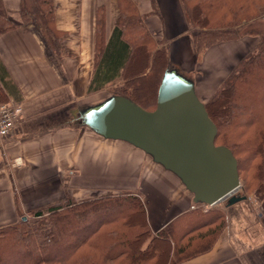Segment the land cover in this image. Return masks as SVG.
Wrapping results in <instances>:
<instances>
[{"label": "crops", "instance_id": "1", "mask_svg": "<svg viewBox=\"0 0 264 264\" xmlns=\"http://www.w3.org/2000/svg\"><path fill=\"white\" fill-rule=\"evenodd\" d=\"M13 17L21 0H1ZM145 28L166 46L168 71L193 82L205 104L229 71L254 46V37L218 43L197 57L179 0H132ZM155 4V10L153 7ZM57 39L48 44L33 25L0 34L1 104L19 106L14 129L0 142V228L20 215L68 196L137 192L152 233L194 209L179 180L140 150L79 126V112L100 103L123 82V70L88 93L95 69L96 19L106 45L120 18L116 0H53ZM109 93V92H108ZM105 100V99H104ZM100 101V102H99ZM103 101V100H102ZM225 226L206 253L181 264H264V209L223 208Z\"/></svg>", "mask_w": 264, "mask_h": 264}, {"label": "trees", "instance_id": "2", "mask_svg": "<svg viewBox=\"0 0 264 264\" xmlns=\"http://www.w3.org/2000/svg\"><path fill=\"white\" fill-rule=\"evenodd\" d=\"M116 1L120 18L106 45L103 15L98 12L95 69L88 93L100 90L102 82L123 70V82L109 95L126 97L150 111L140 99L153 94L148 100L154 109L157 88L169 72L167 48L158 47L132 0ZM179 2L197 57L212 45L239 38L242 25L264 20V0ZM153 7L155 10L154 3ZM16 17L6 12L0 0V34L31 24L48 44L59 36L53 24V0H21ZM204 107L216 126L215 144L230 149L237 170L238 147L258 168L255 194L264 209V35L229 71ZM223 126L234 130L233 135L242 140L217 143ZM224 226L223 212L194 208L152 233L137 192L79 202L66 196L28 216L20 215L14 225L0 228V264H181L209 251Z\"/></svg>", "mask_w": 264, "mask_h": 264}, {"label": "water", "instance_id": "3", "mask_svg": "<svg viewBox=\"0 0 264 264\" xmlns=\"http://www.w3.org/2000/svg\"><path fill=\"white\" fill-rule=\"evenodd\" d=\"M77 123L149 156L179 180L194 204L229 207L246 199L238 192L235 157L226 146L215 144L216 126L197 98L193 82L175 71L160 82L153 110L123 96H109L81 110Z\"/></svg>", "mask_w": 264, "mask_h": 264}, {"label": "rangeland", "instance_id": "4", "mask_svg": "<svg viewBox=\"0 0 264 264\" xmlns=\"http://www.w3.org/2000/svg\"><path fill=\"white\" fill-rule=\"evenodd\" d=\"M13 18H17V17H13ZM239 34H240V37L250 35V36L255 38L256 42H255L254 46L249 50V52H250L255 47V45L257 44V42L259 40V36L264 35V20L262 18H259V19L253 20L251 22H248V23L242 25L239 28ZM118 87L119 86H117V88ZM114 88H115V86L110 88L108 92L110 93ZM108 92L106 94L102 95V97H103L102 100H104L110 96ZM144 96L145 97H143L141 99L138 98V99H140V100L143 99L144 104L147 105L148 107L150 106L149 109L152 110L153 109L152 108V101H149L148 99L149 98L151 99L152 98L151 96H153V94H147ZM144 99H145V101H144ZM102 100H100V101H102ZM229 129L230 128L226 127V126L221 127L220 139H219L220 141L218 140L219 142H217V143H220L222 141H224V142L226 141V142L230 143L231 141H234V140L235 141L242 140L239 138L238 135L237 136L233 135V134H235L234 130H232V129L229 130ZM241 150H242L241 147H238V149H236V152L238 153L239 160H240V167L238 168L240 187H239L238 192L240 195H244L246 197V199L244 201H242L243 208L245 210H247V209L258 210L260 208L263 209L261 206V202L258 200V198L255 194L256 193L255 189L258 186V183H257V181H255L254 177L257 174H259L257 172L258 168L254 167V165H252V163L247 160V156L245 154H243ZM97 197H99V196H97ZM194 206H195L194 208L200 210L201 212L207 211L208 209H217V210L224 213V211H223L224 204L223 203L215 205V206H210V207H208V206L204 207V206L198 205V204L194 205ZM28 220L30 222H32L33 218H29Z\"/></svg>", "mask_w": 264, "mask_h": 264}, {"label": "built area", "instance_id": "5", "mask_svg": "<svg viewBox=\"0 0 264 264\" xmlns=\"http://www.w3.org/2000/svg\"><path fill=\"white\" fill-rule=\"evenodd\" d=\"M20 113L21 108L19 106L11 104L0 105V142H2L14 129L16 123L18 122Z\"/></svg>", "mask_w": 264, "mask_h": 264}]
</instances>
